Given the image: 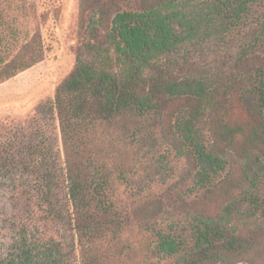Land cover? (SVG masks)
I'll return each instance as SVG.
<instances>
[{
	"label": "trees",
	"instance_id": "obj_1",
	"mask_svg": "<svg viewBox=\"0 0 264 264\" xmlns=\"http://www.w3.org/2000/svg\"><path fill=\"white\" fill-rule=\"evenodd\" d=\"M44 16L0 0V85L46 59ZM74 55L0 127V264H69V231L81 264H125L134 227L169 264H264V0H80Z\"/></svg>",
	"mask_w": 264,
	"mask_h": 264
},
{
	"label": "rangeland",
	"instance_id": "obj_2",
	"mask_svg": "<svg viewBox=\"0 0 264 264\" xmlns=\"http://www.w3.org/2000/svg\"><path fill=\"white\" fill-rule=\"evenodd\" d=\"M79 1L32 0L37 5L40 14H45L44 20L41 21L42 34L51 50L43 62L0 85V127L13 123H24L32 117L41 104L54 99L57 86L72 71L75 65L74 49L77 45ZM52 142L62 152L60 134L55 135ZM174 167L176 173L171 182H176L180 178L178 173L181 174L183 169L187 168V164L181 161L174 163ZM141 176H145L144 171H141ZM131 178L135 182L140 180L136 176H131ZM132 188L134 189L135 186ZM164 188L158 186L152 192L160 195L164 192ZM134 191L137 192V189ZM117 199L123 204V209H126L125 213L129 214L133 212L132 206L135 203L140 205L142 202V199L136 198L124 185L117 187ZM4 208L9 217L19 214V211L15 210L8 201H4ZM21 215L26 216L24 211H21ZM33 218V223L53 235L50 231V224L40 222L43 221L41 216ZM125 218L128 220L127 216ZM123 241L130 248L125 257V264H169L167 261L151 257L148 245L150 238L136 227L125 231ZM76 242L73 233L69 231L62 248L69 264H81L80 248Z\"/></svg>",
	"mask_w": 264,
	"mask_h": 264
}]
</instances>
